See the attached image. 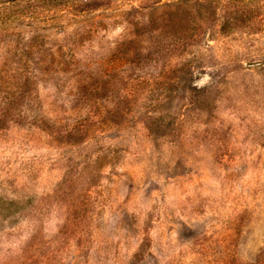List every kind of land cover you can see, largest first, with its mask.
Masks as SVG:
<instances>
[{
	"label": "rangeland",
	"instance_id": "1",
	"mask_svg": "<svg viewBox=\"0 0 264 264\" xmlns=\"http://www.w3.org/2000/svg\"><path fill=\"white\" fill-rule=\"evenodd\" d=\"M0 264H264V0H0Z\"/></svg>",
	"mask_w": 264,
	"mask_h": 264
}]
</instances>
